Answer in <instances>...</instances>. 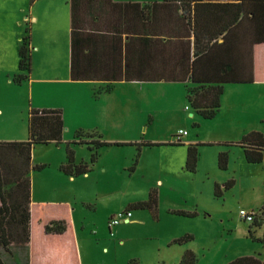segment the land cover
I'll return each mask as SVG.
<instances>
[{
	"label": "rangeland",
	"instance_id": "1",
	"mask_svg": "<svg viewBox=\"0 0 264 264\" xmlns=\"http://www.w3.org/2000/svg\"><path fill=\"white\" fill-rule=\"evenodd\" d=\"M15 2L21 0L11 3ZM7 3L0 0V6ZM10 83L7 74L0 77V105L6 107V113L0 114V141L26 140L31 108L24 89L12 92ZM146 85L125 96L134 104L131 118L116 129L112 124L114 129L104 134L105 140L123 144L100 148L95 163L87 145H72L76 162L91 166L88 173L72 177L60 170L68 162L67 144L75 138L73 130L66 129L60 143L36 144L34 163L46 167L32 172L33 198L70 203L87 264H183L186 250L195 253L194 264H230L243 256H254L264 264V226L240 214L241 209L257 211L264 203V162L249 163L239 145L224 143L240 137L234 127L224 123L230 116L220 113L206 119L192 107L185 108L189 103L186 83ZM262 90L264 85L258 87L254 98H247L246 103L252 101L247 114L241 112L243 100L239 111L252 128L264 133ZM135 93L138 96L133 98ZM224 100L226 104V97ZM179 128L190 133L184 141L201 142L195 172L185 167L188 144L169 143L176 139ZM223 151L229 153L226 169L218 163ZM229 180H234V185L225 188ZM216 184L221 188L220 195L216 194ZM152 188L158 191L159 207L132 208L131 220L113 226L112 234L111 218L136 201L147 199ZM186 235L193 238L174 242ZM21 246L24 244L18 242L7 248L0 244L2 263L27 264L28 255Z\"/></svg>",
	"mask_w": 264,
	"mask_h": 264
},
{
	"label": "crops",
	"instance_id": "2",
	"mask_svg": "<svg viewBox=\"0 0 264 264\" xmlns=\"http://www.w3.org/2000/svg\"><path fill=\"white\" fill-rule=\"evenodd\" d=\"M7 1L0 6V77L7 74L12 92L24 89L31 109H61L65 130L104 136L114 129L112 124L119 128L131 118L134 106L125 96L152 83H186L189 103L185 108L190 110V89L223 78L216 116H230L224 123L234 127L238 141L260 131L240 116L252 106L247 98H254L264 85V41L259 40L256 24H249L252 16L242 17V2L251 10L252 0ZM26 34L30 35L32 69L27 79L15 83L13 76L20 73L19 47ZM4 113L6 107L0 105V114ZM32 202L68 206L79 264H87L70 203L33 195ZM22 248L31 264L30 246ZM69 252L72 255L71 248ZM102 252L108 253L104 248ZM68 264H74L71 257Z\"/></svg>",
	"mask_w": 264,
	"mask_h": 264
},
{
	"label": "trees",
	"instance_id": "3",
	"mask_svg": "<svg viewBox=\"0 0 264 264\" xmlns=\"http://www.w3.org/2000/svg\"><path fill=\"white\" fill-rule=\"evenodd\" d=\"M179 1L186 3V0ZM251 4L252 9L250 10L248 3L242 2V17L252 16L253 21L249 24L252 26L256 24L259 40L264 41V0H252ZM29 37V34L25 35L19 47V69L21 72L13 76L16 83L27 79L32 69ZM219 79L222 80L208 81V84H202L188 92L192 107L203 118L215 117L221 107V96L226 81L223 78ZM65 128L61 109L32 108L29 112L28 139L0 141V244L6 248L15 242L29 245L31 264H68L70 257L72 263L79 264L73 223L68 206L66 204L32 202V172L46 167L44 163H34L33 149L39 143L62 142ZM75 143L87 145L92 150V163L97 162V152L103 146L123 144L117 141H107L98 132H77L75 138L67 144L68 162L60 166V170L71 176L86 174L91 170L89 163L76 162L75 150L72 146ZM170 143L184 144L182 138H177L176 141ZM224 143L239 145L249 163L264 162V133L260 131H251L239 141ZM147 144L152 143L147 142ZM199 144L201 142L187 145L185 167L192 172L197 170L200 159ZM218 163L223 169L228 167V151L219 153ZM233 185L234 180H229L225 183V188H231ZM216 194H221L218 184H216ZM158 205V191L156 188H152L146 200L131 204L127 210L132 208L156 209ZM177 212L187 214L185 211ZM253 212L255 213L253 224L263 227L264 203L257 211ZM252 233L250 231V235L256 239ZM192 238V235H186L176 238L174 242L182 243ZM70 248L72 255L69 252ZM195 261V253L192 250H186L182 257V263L194 264ZM262 263L254 256H243L230 264ZM0 264H3L1 260Z\"/></svg>",
	"mask_w": 264,
	"mask_h": 264
},
{
	"label": "built area",
	"instance_id": "4",
	"mask_svg": "<svg viewBox=\"0 0 264 264\" xmlns=\"http://www.w3.org/2000/svg\"><path fill=\"white\" fill-rule=\"evenodd\" d=\"M188 131L181 129L178 131L177 138H182V136L187 135ZM240 214L243 219L248 220V221H253L255 218V213L253 211H247L245 209H241ZM132 211L131 210H125L123 212H120L118 215H115L111 218L110 221V231L113 234V226L121 223V222H127L131 220L132 217Z\"/></svg>",
	"mask_w": 264,
	"mask_h": 264
}]
</instances>
